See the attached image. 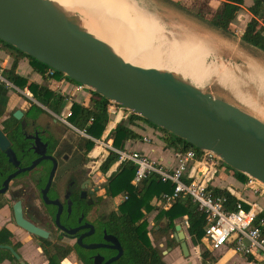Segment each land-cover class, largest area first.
I'll return each instance as SVG.
<instances>
[{"label":"water","instance_id":"water-1","mask_svg":"<svg viewBox=\"0 0 264 264\" xmlns=\"http://www.w3.org/2000/svg\"><path fill=\"white\" fill-rule=\"evenodd\" d=\"M74 11L56 0H0V40L194 148L215 154L232 170L264 185L263 121L210 93H191L187 87L193 86L169 71L128 62L108 40L80 24ZM13 116L22 120L24 113L16 110ZM22 124L25 125L24 120ZM10 145L0 128V149L15 163ZM44 159L35 161L26 170H32ZM19 173L11 175L0 192H5ZM15 214L21 228L47 237V233L23 219L20 204L15 207ZM173 238L189 258L182 224L176 225ZM112 240L115 244L112 247L83 245L90 251L101 248L118 251L107 261L94 256V264H113L121 259L123 248L116 238ZM201 244L213 252L206 238ZM0 249L9 250L20 264H28L11 246L0 245ZM172 250L169 248V252Z\"/></svg>","mask_w":264,"mask_h":264},{"label":"flooded vegetation","instance_id":"flooded-vegetation-1","mask_svg":"<svg viewBox=\"0 0 264 264\" xmlns=\"http://www.w3.org/2000/svg\"><path fill=\"white\" fill-rule=\"evenodd\" d=\"M34 107L36 104L29 101L27 112L21 110L24 116L22 120L15 119L19 128L15 135H12L6 122L16 110L8 118L0 121V128L10 141V149L16 156L15 164L10 162L6 153L0 149V153L6 158L5 166L0 169V191L5 189L4 183L11 175L20 172L10 181L7 190L0 192V212L7 210L16 228L26 235L19 236L10 229L11 224L3 225L0 228V236L8 238V243H1L0 237V245L11 246L20 255L21 260L25 261L20 252L21 248L30 242L39 244L37 250L48 264L47 252L52 256L57 255V252L60 255L70 248L71 253L76 254L81 264H85L79 252L90 250L85 249L83 245L106 244L112 247L115 245L112 239L116 238L119 241L110 227L113 215L119 213L124 201H120L119 196L112 197L108 193V180L112 174H104L99 168L100 180L96 181L91 175L97 174L98 171L88 172L90 167L86 163L88 154L83 148V137L66 125L65 128L60 126L57 118L45 122L38 116L30 115ZM42 157L45 159L32 170H26ZM106 202L109 203L110 209L103 211L101 218L99 216L91 218V212L99 206H104ZM18 204L23 219L47 233L46 238L34 235L17 224L15 207ZM3 251L9 250L0 249V255ZM90 252L92 257L99 255L105 258V261L118 254L113 248H101ZM5 261L10 260H4L0 264ZM15 261L20 264V261L16 259Z\"/></svg>","mask_w":264,"mask_h":264},{"label":"trees","instance_id":"trees-1","mask_svg":"<svg viewBox=\"0 0 264 264\" xmlns=\"http://www.w3.org/2000/svg\"><path fill=\"white\" fill-rule=\"evenodd\" d=\"M253 1V5L249 8L252 18L247 24L242 39L244 42L264 51V0ZM244 3L245 0H221V6L218 9L210 10L209 24L224 33H229V31L232 30L231 24L236 20ZM0 43L13 50L16 54L12 66L3 71L5 78L21 89L28 88L33 97L40 104L58 114L66 98L52 92L48 86L30 82L28 79L19 76L16 74V69L18 68L19 60L27 58L34 70L42 76L45 82H50L53 78L61 79L63 75L27 56L13 46L1 40ZM51 72L54 73V76L50 75ZM68 80L75 83L70 79ZM109 104L110 102L107 99L91 92L89 105L74 104L70 123L79 129H86L91 137L99 139L102 137L109 122V114L107 112ZM40 111L42 112L43 110L40 109ZM91 119H93L94 122L88 126ZM136 121L146 122L153 128L163 132L164 135L162 139L168 148H173L175 150L196 149L184 140L169 134L165 130L156 127L133 113H129L127 123H119L110 134L111 139H113L114 147L123 149L126 147V142L140 137L139 134L135 133L130 128V125H134ZM6 125L9 127L12 135L17 134L19 131L17 126L18 123L13 116L6 122ZM94 147L95 144L93 141L83 138V148L86 149V154H89ZM117 158L116 154L111 153L101 164L100 171L107 174ZM5 162L6 158L0 153V169L5 166ZM134 175V166L125 164L112 173L108 180L107 188L110 196L117 197L123 194L126 197V200L120 206L119 213L113 215L114 219L110 227L111 232L117 236L124 249L123 257L113 264H167L162 257V253L154 246L150 238L148 230L149 224L145 216L146 213H151L156 208L151 204L153 199L161 197L164 193H172L173 187L155 179L147 180L140 187H136L133 185ZM234 175L240 182L245 183L248 180L247 176L236 171H234ZM214 193L216 195L227 196L229 200L228 209H234L236 199L233 196L226 191H217ZM185 216H188L189 219L188 234L190 239L194 246H199L205 235L204 227L207 219L206 214L199 211L197 207L192 204L190 199L178 200L169 210L160 211L156 219L158 222L166 219V227L163 232L167 233L173 231L174 233L176 227L175 221L183 219ZM0 237H2L1 243H8V238H3V235ZM168 246L173 249L179 246V244L174 238H170ZM71 252L72 249L69 248L60 255H58V252L56 253L57 255L54 256L49 252L46 254L49 259V264H62L61 261ZM210 255L209 251L203 254L205 257L203 264L207 263L206 259ZM79 256L85 264H93V255L90 251L83 250V253L79 252ZM4 260L15 261V258L9 251H3L0 255V262Z\"/></svg>","mask_w":264,"mask_h":264},{"label":"built area","instance_id":"built-area-1","mask_svg":"<svg viewBox=\"0 0 264 264\" xmlns=\"http://www.w3.org/2000/svg\"><path fill=\"white\" fill-rule=\"evenodd\" d=\"M50 75L54 76V73L51 72ZM65 85H70V92L64 88ZM0 86L20 91L1 73ZM48 87L54 93L58 92L57 88L61 89V95H65L63 90L67 91L64 109L61 113L54 114L55 118L84 139L93 141L94 148L98 146L104 148L106 153L100 154L94 160L105 161L111 153L117 155L118 158L110 168L108 175L125 164H131L135 168L134 186L140 187L145 181L151 179L171 185L173 187L172 193H164L161 197L156 198L157 207L168 209L178 200L190 199L199 211L206 214L204 238L207 239L213 251L231 244L235 251L242 256H260L264 263V206L242 195L243 192L247 191L256 197L264 198V185L262 183L256 179L248 178L247 182L244 183L243 192H239L231 186L227 187V193L236 197L234 209L229 210L227 196L216 195L213 191L217 179L225 172L222 170H230L215 154L197 149H176L168 162H162L152 159L143 152L127 147L118 149L114 147L111 140H108L115 127L107 135H102L101 138L96 139L91 137L86 129H79L70 123L74 104H83V100L78 97L82 95L83 99V94L91 97V90L83 85L70 82L64 75L61 79L53 78ZM107 112L109 122L104 132L107 131L109 124L116 121L120 115L121 119L117 123L128 117L125 115L126 112L128 115L130 113L113 102L108 105ZM93 122L94 120L91 119L88 126ZM144 141L149 142V139L146 138ZM118 198L120 201L126 200L124 195H120ZM182 226L188 231V216L183 218Z\"/></svg>","mask_w":264,"mask_h":264},{"label":"bare ground","instance_id":"bare-ground-1","mask_svg":"<svg viewBox=\"0 0 264 264\" xmlns=\"http://www.w3.org/2000/svg\"><path fill=\"white\" fill-rule=\"evenodd\" d=\"M56 1L71 10L80 0ZM82 1L90 16V22L85 28L108 40L128 62L143 68H170L179 71L195 81L193 87H187L193 94L195 91L205 94L199 88H204L207 82L204 79L216 80V87H229L233 82L238 84L241 80L239 70L231 69L225 64L223 56L227 50L223 39L201 29L197 24L189 25V29H180L174 22V16L160 4L150 0ZM166 22L171 25V29ZM197 78L200 79L199 82H196ZM120 119L121 115L109 124L106 135ZM103 153H106L104 148L98 146L92 150L90 158H97Z\"/></svg>","mask_w":264,"mask_h":264},{"label":"crops","instance_id":"crops-1","mask_svg":"<svg viewBox=\"0 0 264 264\" xmlns=\"http://www.w3.org/2000/svg\"><path fill=\"white\" fill-rule=\"evenodd\" d=\"M253 2H249L248 5L244 3L242 6V9H244L242 15L249 20H251L252 17V14L249 12V8L253 5ZM238 17L239 19L242 18L241 11L239 12L237 18ZM245 30L246 27L244 28L243 32H245ZM221 33L226 36L229 34L222 31ZM220 38L225 41L224 48L226 47L225 49L227 50V53H225L223 56L225 64L231 67V69H237L240 72L241 80L238 82V84L233 82L231 86V90L233 89L234 92V94L231 92L232 97L242 104H245L250 111L254 112L258 119L264 122V51L244 42L242 38L240 41L244 44L235 43L223 37ZM15 57L16 54L13 50L0 43V73L3 75V77H5L3 71L9 69L12 66ZM16 74L28 79L30 82H36L43 86H48L49 84V82H45L42 76L34 70L27 58H22L19 60ZM66 86L67 85H65L64 88H66ZM17 88L20 91L7 89L5 86H0V121L8 118L15 110H22L24 113H26L27 109L29 108V101L36 102L38 106L42 107V110L45 111V107L33 97L28 88ZM78 98L83 100V104L89 105L90 96L82 99L81 95ZM250 101L252 103H250ZM126 115L128 116L127 118L125 117L127 120L123 121V119L121 122H128L129 115L128 113ZM119 123H117V125ZM130 128L135 133L139 134L140 137L126 142L127 148L143 152L154 160L168 162L171 159L175 149L168 148L166 146L162 139L164 134H162L159 130L153 128L143 121H136L134 125H130ZM105 133L106 132L103 133V136ZM146 138L149 139V142L144 141ZM97 161L99 162V160ZM100 162L103 163L104 161ZM229 186L235 188L239 192H243L244 190V183L237 180L234 175V171L225 170V172L221 174L220 178L217 179L213 191H226L227 187ZM242 195L249 198L253 202L257 201L262 206H264V198L256 197L251 192L247 191L243 192ZM234 198L236 199V197ZM169 209L170 208H162V210ZM189 249L190 254L192 255L191 259H188L183 255L181 248L175 247L172 252L167 251V255L164 257V260L167 264H203L199 256L193 255L195 254L193 248L189 247ZM206 251L208 250L206 249ZM213 252L216 257L213 264H264L260 256H242L235 251L233 245L231 244H227L221 247L219 250H214ZM28 255L31 257L30 254ZM43 264L48 263L45 261Z\"/></svg>","mask_w":264,"mask_h":264},{"label":"rangeland","instance_id":"rangeland-1","mask_svg":"<svg viewBox=\"0 0 264 264\" xmlns=\"http://www.w3.org/2000/svg\"><path fill=\"white\" fill-rule=\"evenodd\" d=\"M77 1H79V0H77ZM150 1H152L154 3H157L156 0H150ZM157 1H158L157 4L160 3L161 5H163L170 12V14L172 16H174L173 17L174 22L177 23L178 26H180V29H189L190 28L189 25L190 26H193V25L197 26L198 25V27L208 31V33L218 35L219 37H223V38H225V39H227L229 41L235 42V43L244 44L240 40H241V38L243 37V35L245 33V32H243L244 28L247 27V24L250 21L248 18L243 17L242 14L244 12V9L241 10L242 18L239 19V17H238L231 24L232 30L229 31V34L226 36V35H223V33H221V31L215 30L209 24V20H210V16H209L210 14L209 13H210V10L211 9H218L221 6V3H220L221 0L220 1H218V0H168V1L167 0H157ZM249 2H253V0H245V4L248 5ZM78 5H76V6L74 5L75 7L72 6L73 8H71V9H73V10L75 9L74 13L77 16V21L80 24H82V25H84L86 27V25L89 24V22H90V16L87 13L88 12V8H87V6H85L83 4L82 0L79 1ZM86 8H87V11H86ZM152 15L156 17L155 14H152ZM167 27L170 28V29L172 28L171 25H169V24L167 25ZM172 30L175 33H177L174 29H172ZM228 58H229V55H228ZM163 70L171 72L175 77L185 81L188 84H191L193 86L195 84V83H193L195 81H193L189 77H185L179 71L171 70L170 68L169 69L166 68V69H163ZM215 79H217V78L215 77ZM194 80H196V79H194ZM199 81H200V79H198V81H196V82H199ZM204 81H207L205 83L204 88H202V87H199V88L201 90H203L205 93H210L214 97H216L217 99H220V100L228 102V103H230L232 105H235V106L239 107L240 109H242L243 111L255 116L254 112L250 111L245 104H242L241 102H239L238 100H236V99H234L232 97L231 92H233V89L231 90V86L224 87L222 85V86H219V87L217 86L216 87V84H214V83H216V80L212 79V80L208 81V80L204 79ZM200 83H202V82H200ZM195 86H197V85H195ZM57 89H58V92L56 94L57 95H61L60 94L61 89H59V88H57ZM66 89L68 90V92H70L71 88H70V86L67 85ZM64 91H65V95H61L63 97L66 96V92H67L66 90H63L62 92H64ZM233 94H234V92H233ZM87 96L88 95L85 96L83 94V99L86 98ZM30 102L33 103V104H37L36 102H32V101H30ZM64 106H65V104L63 103L59 113H61L62 109H64ZM36 107H34L31 110V114L30 115L38 116L39 118H41L42 121L51 122L52 121L51 118H55L54 114L57 115V113H54L53 111H51L50 109H48L45 106H44L45 107V109H44L45 111H43L44 113H41L38 110V109L42 108V107L38 106V104L36 105ZM126 114L127 113H125V115ZM126 120L127 119L124 118L123 121H126ZM59 125L65 128V125L63 123H61L60 121H59ZM161 133L163 134V132H161ZM108 140H111L113 142V139H111V137H108ZM89 155L90 154H88L86 156V163L90 167V168H88V172L98 171L97 174L93 173L91 176L96 181L100 180V175L99 174L101 172L99 171V168H100L102 163L100 162V160H99V163H96L98 161L94 160V159H91L89 157ZM229 169L232 170L231 168H229ZM222 171H225V170L223 169ZM232 171H234V170H232ZM111 204H112V202H111ZM151 204L153 206H155L156 208H155V210L153 212L146 213V216H145V219H146V221L149 224L148 230H149L150 238H151L154 246L162 253V257H165L167 254L163 255V253L167 252L169 250L170 247L168 246V241L170 240V238H173V234L175 233V231H174V233H173V231H169L167 233L163 232L165 227H166V219H163L160 222H158L157 219H156V217L159 214V212L162 211V208L161 207H157V205H156L157 204V200L155 198L153 199ZM103 205L104 206H99L96 210H93V212H91V215H90L91 218L95 217V216H99L101 218V213L103 211H106L107 209H110V206H109L108 202H106ZM8 224H11L10 225V229L15 231L19 236L26 237V235L20 229L16 228L13 218H11V219L9 218L8 211L7 210H3L2 212H0V228L3 225H8ZM175 224L176 225L177 224H183V219L176 220ZM184 231H185V233L187 235V242H188L189 247L193 248V250H194L195 254H193V255L199 256L201 258L202 263H203V260L205 259L203 254L206 252L205 247L202 244H200L199 246H194L192 241H191V239H190V236H189L188 231L186 230V228L184 229ZM38 247H39V244H35V243L33 244V243L30 242V243H26L24 245V247L21 248L20 252L22 254V257L25 259V261L29 262L30 264H43L45 262V258L42 257L41 253H39V251L37 250ZM176 248H180V247L177 246ZM28 254H30L31 257H29ZM210 254L211 255L209 257H207V259H206L207 260L206 264H210V263L213 264L215 262V258L216 257L214 255V252H211ZM191 258H192V255L188 259H191ZM61 263L62 264H81V262L78 260L76 254L74 252L71 253L70 255H68L67 257H65L61 261ZM4 264H19V263L16 262V261H5ZM195 264H199V263H195Z\"/></svg>","mask_w":264,"mask_h":264}]
</instances>
